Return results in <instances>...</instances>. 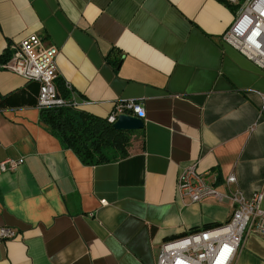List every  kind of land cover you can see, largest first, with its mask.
<instances>
[{"label":"crops","instance_id":"crops-1","mask_svg":"<svg viewBox=\"0 0 264 264\" xmlns=\"http://www.w3.org/2000/svg\"><path fill=\"white\" fill-rule=\"evenodd\" d=\"M236 14L222 0H0V162L21 160L0 168V228L17 231L0 264H156L163 242L232 215L231 201L179 197L194 161L217 184L234 173V192L264 191V69L222 41ZM33 33L59 48L78 108L142 104L127 157L86 165L41 122L39 83L1 67ZM232 264H264V235Z\"/></svg>","mask_w":264,"mask_h":264},{"label":"built area","instance_id":"built-area-1","mask_svg":"<svg viewBox=\"0 0 264 264\" xmlns=\"http://www.w3.org/2000/svg\"><path fill=\"white\" fill-rule=\"evenodd\" d=\"M222 1L237 7L236 17L223 34L222 41L264 69V0ZM10 49L11 54L1 63V67L39 83L40 108L68 103L57 87V46L33 33L20 42L12 43ZM66 86L73 93L68 83ZM72 99V104L76 106ZM121 114L143 118L145 112L142 104L136 100L116 102L107 116L108 122L114 124ZM20 164L19 159L7 158L0 162V168L4 172L14 171ZM236 182V175L231 173L222 185L217 184L209 179L208 172L200 168L199 161L184 166L176 186L179 197L190 203H200L210 198L220 202L231 201L234 209L230 219L223 224L198 229L163 242L156 264H232L250 233L264 235V191L259 190L246 197L231 190ZM16 236L17 231L13 228H0L1 239Z\"/></svg>","mask_w":264,"mask_h":264},{"label":"trees","instance_id":"trees-1","mask_svg":"<svg viewBox=\"0 0 264 264\" xmlns=\"http://www.w3.org/2000/svg\"><path fill=\"white\" fill-rule=\"evenodd\" d=\"M57 87L68 103L41 108L40 120L58 137L64 148L73 150L86 165L115 162L130 154L135 131L117 130L108 122V115L98 116L73 105L72 93L59 77Z\"/></svg>","mask_w":264,"mask_h":264},{"label":"water","instance_id":"water-1","mask_svg":"<svg viewBox=\"0 0 264 264\" xmlns=\"http://www.w3.org/2000/svg\"><path fill=\"white\" fill-rule=\"evenodd\" d=\"M113 126L117 130L135 131L143 129L145 127V122L142 117L121 114Z\"/></svg>","mask_w":264,"mask_h":264}]
</instances>
